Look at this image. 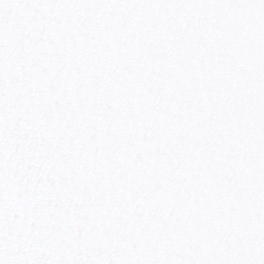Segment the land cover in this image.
Returning a JSON list of instances; mask_svg holds the SVG:
<instances>
[{"label": "snow or ice", "instance_id": "6c2138e0", "mask_svg": "<svg viewBox=\"0 0 264 264\" xmlns=\"http://www.w3.org/2000/svg\"><path fill=\"white\" fill-rule=\"evenodd\" d=\"M0 264H264V0H0Z\"/></svg>", "mask_w": 264, "mask_h": 264}]
</instances>
